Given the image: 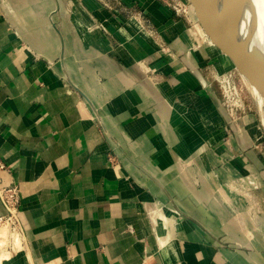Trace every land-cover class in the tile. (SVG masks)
Returning <instances> with one entry per match:
<instances>
[{
    "label": "crops",
    "instance_id": "obj_1",
    "mask_svg": "<svg viewBox=\"0 0 264 264\" xmlns=\"http://www.w3.org/2000/svg\"><path fill=\"white\" fill-rule=\"evenodd\" d=\"M111 2L0 0L2 176L24 232L0 264H264L258 117L226 109L227 69L189 21Z\"/></svg>",
    "mask_w": 264,
    "mask_h": 264
},
{
    "label": "water",
    "instance_id": "obj_2",
    "mask_svg": "<svg viewBox=\"0 0 264 264\" xmlns=\"http://www.w3.org/2000/svg\"><path fill=\"white\" fill-rule=\"evenodd\" d=\"M205 36L226 71L253 85L264 96V60L243 45L235 31V19L221 17L217 0H189ZM235 16V15H234ZM252 87V86H251Z\"/></svg>",
    "mask_w": 264,
    "mask_h": 264
},
{
    "label": "built area",
    "instance_id": "obj_3",
    "mask_svg": "<svg viewBox=\"0 0 264 264\" xmlns=\"http://www.w3.org/2000/svg\"><path fill=\"white\" fill-rule=\"evenodd\" d=\"M215 79L220 86L226 109L232 115L246 111L244 88L237 77L229 71H221L216 72ZM7 171L9 165L0 156V200L5 208V213L0 214V250L1 255L11 256L13 252L22 250L24 232L20 218L21 187L2 176Z\"/></svg>",
    "mask_w": 264,
    "mask_h": 264
},
{
    "label": "bare ground",
    "instance_id": "obj_4",
    "mask_svg": "<svg viewBox=\"0 0 264 264\" xmlns=\"http://www.w3.org/2000/svg\"><path fill=\"white\" fill-rule=\"evenodd\" d=\"M217 6L226 24L229 23L231 17H234L235 31L240 42L264 60V0H217ZM192 7L193 5H191V9ZM135 23L142 32L146 33L147 30L145 31L140 20L135 19ZM200 29L203 37L206 39V43L209 44L205 33L202 31V28ZM253 90L259 97L262 95L254 86ZM260 100L262 101L261 106L263 107L264 118V98L261 97ZM230 192L227 198L224 197V203L228 204L227 199H229V195L233 196L232 200H234L237 192L234 188L231 189ZM232 203L233 201L231 204ZM3 257H7V254L2 255L1 259H3Z\"/></svg>",
    "mask_w": 264,
    "mask_h": 264
},
{
    "label": "rangeland",
    "instance_id": "obj_5",
    "mask_svg": "<svg viewBox=\"0 0 264 264\" xmlns=\"http://www.w3.org/2000/svg\"><path fill=\"white\" fill-rule=\"evenodd\" d=\"M104 1H107V3L109 4V3H112L111 1H114V0H104ZM156 1L161 2L162 4L170 7L180 19H185L186 21H189L193 25V27L197 30L198 33L201 32V29L199 31V27L201 28L199 22H195L192 17V15L195 14V10H194V7H192L191 9L192 4L189 0H156ZM198 24H199V27H198ZM201 35H202V32H201ZM204 40H205V44H207L205 38ZM237 80L244 88L246 110L247 112H252L254 115L258 117L259 125L264 135L263 107L261 106L262 101L260 100L261 97L264 98L262 96L263 94L259 97V95L254 93L252 85L251 87L249 84L244 83V81H242L239 77H237ZM240 185H241L240 186L241 189H244V190L252 191V190L259 189L255 185L249 184L245 179L241 181ZM253 199L257 201L255 203V206L260 207L259 204H261V206L264 205L263 202L259 200V198H253ZM7 256H10V254H7Z\"/></svg>",
    "mask_w": 264,
    "mask_h": 264
}]
</instances>
